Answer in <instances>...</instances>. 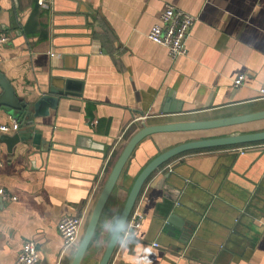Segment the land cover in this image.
<instances>
[{"label":"crops","instance_id":"0c3cea01","mask_svg":"<svg viewBox=\"0 0 264 264\" xmlns=\"http://www.w3.org/2000/svg\"><path fill=\"white\" fill-rule=\"evenodd\" d=\"M52 2L43 9L38 0H0V35L9 38L0 48V74L16 96L34 103L51 84L60 88L62 77L80 90L35 119L45 140L39 150L29 144L8 150L2 140L15 128L0 110V125L10 128L0 132V189L8 195L0 197V264H14L28 241L38 248L37 264H70L78 244L63 251L59 220L82 216V237L113 164L144 125L264 111L258 92L264 85V0ZM167 4L197 17L185 41L187 55L174 62L147 38ZM239 76L244 79L235 87ZM263 131L260 120L144 138L80 264L99 263L110 239L102 222L122 211L135 178L157 155L194 140ZM247 146L242 155L191 151L162 165L130 214L129 222L141 217L135 239L129 238V248L115 247L108 264H134L142 248L149 249L144 264H264V141ZM169 214L191 225L185 243L165 232Z\"/></svg>","mask_w":264,"mask_h":264},{"label":"water","instance_id":"95a60500","mask_svg":"<svg viewBox=\"0 0 264 264\" xmlns=\"http://www.w3.org/2000/svg\"><path fill=\"white\" fill-rule=\"evenodd\" d=\"M44 1L48 3L51 9L53 3L52 0ZM62 78L65 79V82L62 83V86L60 88L51 84L48 91L46 93L44 92L34 103H32L25 99H19L16 96L10 83L0 74V110H2L5 115L12 120L13 125H15V133L11 136H5L2 140V142L6 145L8 150H10V152L12 151V148L17 144H29L32 145L35 150L43 148L45 140L44 138H42V133L38 130V128H36L37 124L35 122V119L48 117L49 111L56 109L60 98L73 95L78 96L80 93V90L72 89V78ZM260 120H264V111L244 116L226 118L222 120L172 123L155 126L144 125L128 140L118 158L116 159L115 163L113 164L109 175L96 199L95 205L92 209L82 237L75 249V253L70 264L81 263L90 245L99 221H96V216H101V213L114 187L116 186L122 170L128 162L134 148L144 138L159 133L198 132L226 128ZM263 141L264 131L250 134H231L223 137L199 139L182 143L160 153L155 158H153L135 178L124 202L121 211L122 214L127 219H129L134 204L146 180L162 165L167 163L172 158L191 151L238 146ZM179 190L180 188H176L175 193H178L177 191ZM170 199H172L174 205L176 204V207H178L179 203H177V199H174L172 197H170ZM167 217L168 218L165 220L164 225L165 232H167V234H171V236L173 237H176V233H178V240L181 243H185L184 238L185 235L189 232V229H192L191 225L185 226L184 223L176 219L171 214H169ZM95 221L96 225L95 229H93L90 225L95 224ZM87 237H90V239H88ZM82 241L83 244L81 245ZM114 249L115 247H112L107 243L98 264H108Z\"/></svg>","mask_w":264,"mask_h":264},{"label":"built area","instance_id":"2783aa9c","mask_svg":"<svg viewBox=\"0 0 264 264\" xmlns=\"http://www.w3.org/2000/svg\"><path fill=\"white\" fill-rule=\"evenodd\" d=\"M38 5L43 9H48V3L43 0H38ZM197 22V17L188 14L172 5H165L161 14L159 15L158 21L151 26L147 38L148 40L162 48L167 52V56L171 62H174L178 58L185 57L187 55V50L185 47V41L187 39L188 33L193 25ZM9 42V38L6 35H0V48ZM51 54L50 57H53ZM243 76H239L234 80V86L237 87L241 84ZM260 96L264 99V85L258 90ZM15 128V125H13ZM10 128L8 126L0 125V132H8ZM248 146L244 147H229L223 149L228 153H239L244 154V151ZM168 169L169 166L165 168ZM0 197L7 198L8 195L3 189H0ZM10 200H15V197H9ZM130 218V217H129ZM129 220V219H128ZM141 217L134 216L130 224L128 225V230L133 233L140 226ZM83 226V217H72L64 216L57 224V231L62 239L63 251L76 246L81 237V230ZM71 241V245H70ZM153 247L157 248L156 243L152 244ZM39 260V252L36 244L34 242H24L21 246V250L14 262V264H37ZM60 264V263H56Z\"/></svg>","mask_w":264,"mask_h":264},{"label":"clouds","instance_id":"9594fccd","mask_svg":"<svg viewBox=\"0 0 264 264\" xmlns=\"http://www.w3.org/2000/svg\"><path fill=\"white\" fill-rule=\"evenodd\" d=\"M100 220V216H96V221ZM95 224L90 225L93 229H95ZM130 222L128 219L122 214V212L118 211L113 214L111 219L104 220L101 224V227L105 233H107L110 238L108 244L112 247H119L121 249L129 248V244L127 241L129 238L135 239L133 233H130L128 230V225ZM90 239V237H87ZM83 241L81 242V245ZM71 245V241H70ZM149 251L147 248H142L140 255L134 261V264H144L142 259L143 255Z\"/></svg>","mask_w":264,"mask_h":264},{"label":"trees","instance_id":"16d2710c","mask_svg":"<svg viewBox=\"0 0 264 264\" xmlns=\"http://www.w3.org/2000/svg\"><path fill=\"white\" fill-rule=\"evenodd\" d=\"M251 144H254V143L244 144V145H242V146H247V145H251ZM230 147H240V146H230ZM226 148H229V147L212 148V149L198 150V151H211V150L226 149Z\"/></svg>","mask_w":264,"mask_h":264},{"label":"rangeland","instance_id":"374dc122","mask_svg":"<svg viewBox=\"0 0 264 264\" xmlns=\"http://www.w3.org/2000/svg\"><path fill=\"white\" fill-rule=\"evenodd\" d=\"M84 227V226H83Z\"/></svg>","mask_w":264,"mask_h":264}]
</instances>
